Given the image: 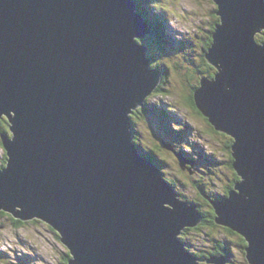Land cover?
<instances>
[{"label": "water", "instance_id": "water-1", "mask_svg": "<svg viewBox=\"0 0 264 264\" xmlns=\"http://www.w3.org/2000/svg\"><path fill=\"white\" fill-rule=\"evenodd\" d=\"M210 1L220 23L204 56L217 72L200 77L194 103L233 138L240 180L223 200L195 188L215 223L244 238L247 263L264 264V40H254L264 37V0ZM136 7L0 0V118L13 134L0 138L8 156L0 211L50 224L68 264H227L187 250L180 235L203 217L133 142L130 116L160 83L138 43L154 33Z\"/></svg>", "mask_w": 264, "mask_h": 264}, {"label": "rangeland", "instance_id": "rangeland-1", "mask_svg": "<svg viewBox=\"0 0 264 264\" xmlns=\"http://www.w3.org/2000/svg\"><path fill=\"white\" fill-rule=\"evenodd\" d=\"M136 1L149 6L151 14L162 16L165 25V39H170L167 43L170 47L172 44V47L166 49L169 56L163 55L161 61L175 69L177 65L180 71L179 74H176V71L170 73L167 87L172 95L162 98L161 94L157 96L152 93L147 98L154 119L147 120L146 117L136 114V110L135 113L133 112L134 115H131L134 122L132 124L133 134L137 138L135 142L144 152H149L154 146L160 148L162 138L160 133H163L165 129L178 148L183 149L184 146L190 163L187 160L181 168L176 158V155L182 157L181 154L175 153L174 150L172 152L161 150V148V151L156 149L166 159V164H162L160 168L164 178L173 180L177 185V191L189 200L197 197L199 193L195 188L197 184L203 185L208 193L221 199L233 177L228 167L226 135L215 131L203 118L193 117L191 111L182 109L177 103L178 101L181 103L183 93L189 90L186 84L196 82L192 76H188L186 80V73L193 75L194 71L205 69L200 59L203 58V54L205 55L204 49L201 48L202 36L208 32L212 26L211 23L216 19L213 13L216 6L210 0ZM157 15H154L155 19ZM259 34L262 35L258 33L255 37ZM206 75L208 73L202 76ZM205 130L210 134L202 133H206ZM3 158H5V152L0 143V166ZM200 208L201 210L206 209L201 206ZM31 220L27 219L26 223L17 226L11 220L2 219L0 222V264H63V255L68 250L62 244L59 232L39 218L34 217ZM213 234L216 235V232L213 233L203 228L195 232L185 231L180 237L185 238L190 244L186 246L189 252L204 256L202 251L210 247ZM216 237L219 240L231 238L224 233ZM231 239L235 241L236 237ZM210 256H220V254ZM229 258L231 259H227V264H248L239 249L231 250ZM199 264L205 263L199 262Z\"/></svg>", "mask_w": 264, "mask_h": 264}, {"label": "trees", "instance_id": "trees-1", "mask_svg": "<svg viewBox=\"0 0 264 264\" xmlns=\"http://www.w3.org/2000/svg\"><path fill=\"white\" fill-rule=\"evenodd\" d=\"M134 1H135L136 6H137L135 9V12L138 13L140 15V17L143 18L147 22L148 26L150 27V29L152 31H154V35H155L154 38H152L151 40H149L147 38H145L142 41L138 40L139 44L145 45L147 47V52H148L147 55L150 58L152 57V60L150 63V69L156 70L160 74V83L157 86L155 92H153V93H154V95H157V94L160 95L161 94L162 98H167L168 96L172 95V93H170L169 88L167 87V82L170 79L169 76L171 75L170 73H172V71H176V74H179V71H180L178 69L177 65H176V69H177L176 70L175 68L169 67L165 64V62L161 61V57L163 55H168L166 53V49L171 48L172 44L170 47L169 43H167L170 41V39H168V40L165 39V31H164L165 25H164L162 16L154 13L155 15H157V17H156V20L152 23L151 21H153V19H152L151 13L149 12L150 7L142 4L143 2L136 1V0H134ZM215 11H216V8H215ZM215 11L213 12L214 15H215ZM219 23H220V19L218 16H216V19H214L213 22L211 23L212 26L208 29V32L202 36L201 48L204 49L205 54L208 52V49L212 46V43H213L212 34L215 31V26ZM257 38H260V39L258 40ZM263 38H264L263 34L262 35L259 34V36L255 37L254 40H255L257 45H261L263 42ZM158 52H160V53H158ZM200 59H201L202 66L205 67V69L194 71L195 73H193V75H189V73L187 75V73H186V80H187L188 76H192L196 82L192 83V84H190L188 82L189 85L186 84V86H188L189 90H188V92L183 93L184 95H183L181 103L179 101L177 103H178V105L180 104L182 109L191 111L193 117L199 116V117L203 118L205 121H207V119L204 118L203 115L198 111V109L194 103V92H195V90H197L199 88L198 85H200L199 82H200V77L202 75L208 73L209 79L212 80L215 77V73L217 71L212 65H210L207 62L204 54H203V58H200ZM165 90H169V91L165 92ZM137 110L135 112H136V114H139V116L146 117L147 120H150V118L154 119L152 108L148 105L147 99L145 101L144 107L138 108ZM134 113H133V115H134ZM140 113H142V114H140ZM130 118H131L132 124H134V122L132 120L133 119L132 116H130ZM207 124H209V126H211L208 121H207ZM211 128H213V127L211 126ZM177 131L178 130H176V132ZM205 131H206V133L205 132H202V133L207 134V135L210 134L209 131H207V130H205ZM3 134L9 138L13 137V134L10 131V122H9L8 118L5 116L0 118V138H1V135H3ZM160 134L162 137L160 140L161 144H159L161 150L164 149L162 147V144H167L173 148L175 153L181 154L185 160L189 159L188 154L185 152L184 146H183V149L178 148V146L173 143L174 140L171 137H169V134L165 131V129H164V132L160 133ZM223 135H225V134H223ZM225 137H226L225 147H226L228 155H229V160H228L229 166L228 167L232 171L231 173L233 174V177L230 181V185L226 189V191H225L223 197H221V199L214 197L213 194L208 193L207 190H205L206 195L212 200H223L225 198L227 199L229 197V194H228L229 191L232 190L234 188V184L240 180L239 177L236 176V173L233 171V168H232V162L234 160L232 158V149L231 148H232L234 140L231 137H227V135ZM136 139L137 138L133 134V142L136 145V147H137V149H138V151L142 157H144L145 159H147L151 162H154L158 168H161L162 164H166V159L163 157V155L161 153H159L157 151V150L161 151L159 147L155 148V146H154L153 149H151L149 152H144L143 149L138 144H136V142H135ZM0 143H1V141H0ZM1 146H2V144H1ZM7 159H8V157H6V154H5V161L2 162V165L0 167L2 170L7 167ZM164 179L171 185V187L174 189V191H176V193H178L180 195L179 197L182 200L188 201L190 204L196 206L198 212L203 217L202 222L199 224V226L197 228L185 229L186 232H190V231L195 232V230L198 231V230H202L204 228L206 230L209 229L213 233L216 232L217 236H218V234L224 233L226 235L231 236V238L236 237L235 241H233L231 238L226 239V240H219L216 237V235L213 234L214 236L211 237L212 240L210 241L211 242L210 247L208 248V250L202 251L204 256L191 252L194 256L201 259V258L209 257L210 255L220 254V255H224L226 257V259H231V258H229V256L231 255V250L239 249V251L241 252V254L245 258V248H246L247 244H246L244 238L242 236H239L238 234L232 232L228 228H225V227L215 223L216 214H215L210 202L208 201V199L204 198L200 193H198L197 197H194L193 200H189V199H187V197L184 194L177 191V185L173 180L166 179V178H164ZM197 185L195 187H197ZM200 206L203 208H206V209L201 210ZM2 219L11 220L12 223L14 222V224L17 226H21L22 224L26 223L23 220L14 218L11 214H9L7 212L0 211V222H2ZM31 221H34V220H31ZM201 227H203V228H201ZM180 239L182 240V242L184 244H186V246L190 245L185 238L180 237ZM231 243H233L234 245ZM70 259H71L70 252L67 251L63 255V258H62L63 264H68Z\"/></svg>", "mask_w": 264, "mask_h": 264}, {"label": "bare ground", "instance_id": "bare-ground-1", "mask_svg": "<svg viewBox=\"0 0 264 264\" xmlns=\"http://www.w3.org/2000/svg\"><path fill=\"white\" fill-rule=\"evenodd\" d=\"M149 29H150V28H149ZM150 30H151V29H150ZM151 31H152V30H151ZM2 147H3L4 151H5L6 157H8V156H7L6 149L4 148L3 144H2Z\"/></svg>", "mask_w": 264, "mask_h": 264}, {"label": "flooded vegetation", "instance_id": "flooded-vegetation-1", "mask_svg": "<svg viewBox=\"0 0 264 264\" xmlns=\"http://www.w3.org/2000/svg\"><path fill=\"white\" fill-rule=\"evenodd\" d=\"M174 158H175V157H174ZM3 161H5V158H3L2 162H3ZM1 165H2V163H1ZM13 224H14V222H13ZM0 227H1V226H0Z\"/></svg>", "mask_w": 264, "mask_h": 264}]
</instances>
